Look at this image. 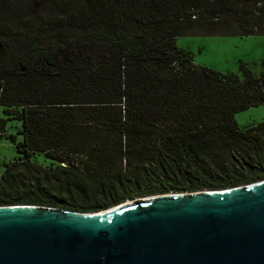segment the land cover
<instances>
[{"label":"trees","instance_id":"trees-1","mask_svg":"<svg viewBox=\"0 0 264 264\" xmlns=\"http://www.w3.org/2000/svg\"><path fill=\"white\" fill-rule=\"evenodd\" d=\"M83 2L15 54L0 34V133L20 120L26 157L0 175V205L96 211L264 178V121L234 118L264 104V58L222 72L176 44L200 29L264 34V0Z\"/></svg>","mask_w":264,"mask_h":264},{"label":"water","instance_id":"water-1","mask_svg":"<svg viewBox=\"0 0 264 264\" xmlns=\"http://www.w3.org/2000/svg\"><path fill=\"white\" fill-rule=\"evenodd\" d=\"M0 264H264V178L96 211L0 205Z\"/></svg>","mask_w":264,"mask_h":264},{"label":"rangeland","instance_id":"rangeland-1","mask_svg":"<svg viewBox=\"0 0 264 264\" xmlns=\"http://www.w3.org/2000/svg\"><path fill=\"white\" fill-rule=\"evenodd\" d=\"M83 0H0V34L9 39V54H15L30 41L56 32L59 18L83 6ZM207 30V29H206ZM63 31V30H62ZM188 34L177 37L176 44L191 52L197 65L218 71L236 72L240 62L249 63L255 70L264 58V34L240 36L237 34ZM5 117L0 108V118ZM235 120L240 126H249L264 121V104L237 112ZM20 120H9L6 130L0 133V175L6 165L18 158L25 159L18 152L16 142L23 141ZM10 135L16 140L12 142ZM30 159L45 166L49 161L44 154L35 152ZM12 205V204H10Z\"/></svg>","mask_w":264,"mask_h":264}]
</instances>
